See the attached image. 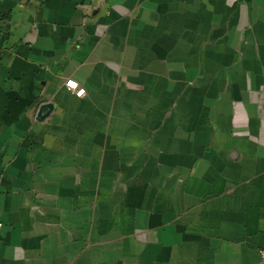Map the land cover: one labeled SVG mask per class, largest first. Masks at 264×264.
<instances>
[{"label": "crops", "instance_id": "crops-1", "mask_svg": "<svg viewBox=\"0 0 264 264\" xmlns=\"http://www.w3.org/2000/svg\"><path fill=\"white\" fill-rule=\"evenodd\" d=\"M0 222V264H264V0H0Z\"/></svg>", "mask_w": 264, "mask_h": 264}, {"label": "built area", "instance_id": "built-area-1", "mask_svg": "<svg viewBox=\"0 0 264 264\" xmlns=\"http://www.w3.org/2000/svg\"><path fill=\"white\" fill-rule=\"evenodd\" d=\"M67 88L75 94V96L80 100H85L88 97V92L85 88L81 87L78 82L70 80L66 84ZM3 230V224L0 222V243H1V233ZM264 257V254H263Z\"/></svg>", "mask_w": 264, "mask_h": 264}, {"label": "water", "instance_id": "water-1", "mask_svg": "<svg viewBox=\"0 0 264 264\" xmlns=\"http://www.w3.org/2000/svg\"><path fill=\"white\" fill-rule=\"evenodd\" d=\"M46 108H49L50 113H51V111L54 109V106L52 104H50V105H47ZM43 112H44V109L41 110L39 115L42 119H45L47 117V114H43Z\"/></svg>", "mask_w": 264, "mask_h": 264}]
</instances>
